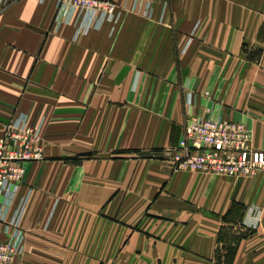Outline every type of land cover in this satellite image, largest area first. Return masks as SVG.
<instances>
[{
  "label": "crops",
  "instance_id": "1",
  "mask_svg": "<svg viewBox=\"0 0 264 264\" xmlns=\"http://www.w3.org/2000/svg\"><path fill=\"white\" fill-rule=\"evenodd\" d=\"M112 1L83 32L81 10L57 25L58 0H0V134L26 114L43 137L14 264H223L222 227L243 231L232 264H264V168L163 158L194 116L264 151V0Z\"/></svg>",
  "mask_w": 264,
  "mask_h": 264
},
{
  "label": "built area",
  "instance_id": "2",
  "mask_svg": "<svg viewBox=\"0 0 264 264\" xmlns=\"http://www.w3.org/2000/svg\"><path fill=\"white\" fill-rule=\"evenodd\" d=\"M61 21L85 12L83 32L101 13H111L112 0H58ZM251 134L246 124L212 116L188 119L178 145L165 148L163 158L173 171L197 170L227 176L252 175L264 168V151L249 146ZM43 159L41 124H29L26 114H18L0 134V264H14L23 252L22 220L26 199L11 212L25 176L24 164Z\"/></svg>",
  "mask_w": 264,
  "mask_h": 264
},
{
  "label": "trees",
  "instance_id": "3",
  "mask_svg": "<svg viewBox=\"0 0 264 264\" xmlns=\"http://www.w3.org/2000/svg\"><path fill=\"white\" fill-rule=\"evenodd\" d=\"M235 212H230L225 218L229 219L231 217V214L233 215ZM232 236V237H231ZM243 237V234L240 235H229V233L226 231L225 232V227H222L219 233V239L222 242H225L227 244L226 246V253L224 254H218L217 260L219 263L223 264H232L235 250H236V244L240 241V239ZM235 244L233 246L232 244Z\"/></svg>",
  "mask_w": 264,
  "mask_h": 264
},
{
  "label": "rangeland",
  "instance_id": "4",
  "mask_svg": "<svg viewBox=\"0 0 264 264\" xmlns=\"http://www.w3.org/2000/svg\"><path fill=\"white\" fill-rule=\"evenodd\" d=\"M250 134H251V133H250ZM253 150H254V149H253ZM238 211H240V209H238ZM240 232H241V233H240ZM240 232H237V233H236V232H228V233H229V235H235V236L237 235V236H238V235H240V234L243 233V231H240ZM231 237H232V236H231ZM235 244H236V243H234V244H232V245L235 246ZM221 253H226V252H220V254H221Z\"/></svg>",
  "mask_w": 264,
  "mask_h": 264
}]
</instances>
